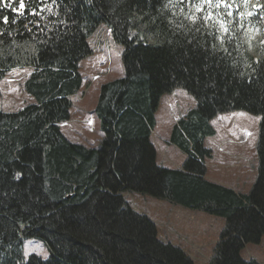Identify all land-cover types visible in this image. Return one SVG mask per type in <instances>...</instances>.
I'll return each mask as SVG.
<instances>
[{
    "label": "trees",
    "instance_id": "16d2710c",
    "mask_svg": "<svg viewBox=\"0 0 264 264\" xmlns=\"http://www.w3.org/2000/svg\"><path fill=\"white\" fill-rule=\"evenodd\" d=\"M23 3L21 10L0 0V80L30 67L24 89L34 99L0 110V264H195L158 238L155 223L126 199L130 191L226 218L211 264H260L241 248L264 233V39L251 38L264 31V0ZM102 22L122 47L124 76L102 83L95 110L104 138L87 147L61 123L83 84L88 37ZM179 87L197 101L170 133L188 157L181 168L162 167L156 112ZM234 110L261 117L262 171L250 193L208 178L204 165L212 118ZM31 238L47 244L48 258L25 257Z\"/></svg>",
    "mask_w": 264,
    "mask_h": 264
},
{
    "label": "rangeland",
    "instance_id": "374dc122",
    "mask_svg": "<svg viewBox=\"0 0 264 264\" xmlns=\"http://www.w3.org/2000/svg\"><path fill=\"white\" fill-rule=\"evenodd\" d=\"M109 33L108 25L102 22L88 37L92 53L81 60L79 68L83 84L70 97V119L61 126L70 141L87 147H98L104 138L95 110L102 83L124 76L120 59L122 47ZM251 37L252 41L263 40L264 31L255 29ZM30 73V67L25 66L8 70L0 80V110L16 112L34 102L24 89L25 78ZM196 103V98L181 87L161 97L152 137L159 166L181 168L185 163L188 154L170 142L169 134L177 120L194 109ZM260 120V116L243 110L222 112L212 118L215 134L203 140L205 147L212 150V156L204 160L208 178L242 193L254 189L262 171L259 163ZM125 197L138 212L155 223L160 240L181 248L195 264H211L226 218L147 192H125ZM241 249L245 260L255 259L264 264V233L259 241L245 243ZM24 254L26 258L36 254L46 259L50 250L45 242L31 238L24 241Z\"/></svg>",
    "mask_w": 264,
    "mask_h": 264
},
{
    "label": "snow or ice",
    "instance_id": "6c2138e0",
    "mask_svg": "<svg viewBox=\"0 0 264 264\" xmlns=\"http://www.w3.org/2000/svg\"><path fill=\"white\" fill-rule=\"evenodd\" d=\"M16 2L19 3V9L23 10L25 8V4L23 3V0H16ZM208 2H211V0H208ZM8 6L11 7V4H9ZM5 22H7L6 18H5ZM225 31H227V29H225Z\"/></svg>",
    "mask_w": 264,
    "mask_h": 264
}]
</instances>
